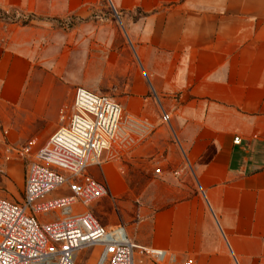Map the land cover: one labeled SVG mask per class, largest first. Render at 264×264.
Masks as SVG:
<instances>
[{
  "label": "crops",
  "instance_id": "1",
  "mask_svg": "<svg viewBox=\"0 0 264 264\" xmlns=\"http://www.w3.org/2000/svg\"><path fill=\"white\" fill-rule=\"evenodd\" d=\"M100 1L0 0L1 10L37 15L0 16V112L31 105L45 113L47 76L73 85L109 74L114 98L153 127L117 158L127 177L147 179L131 188L138 202L103 195L91 204L113 210L107 219L94 215L122 223L137 243L174 252L170 264L188 256L264 264V0H109L127 34L110 59L103 15L92 21L96 40L84 36ZM59 18L80 20L58 26Z\"/></svg>",
  "mask_w": 264,
  "mask_h": 264
},
{
  "label": "built area",
  "instance_id": "2",
  "mask_svg": "<svg viewBox=\"0 0 264 264\" xmlns=\"http://www.w3.org/2000/svg\"><path fill=\"white\" fill-rule=\"evenodd\" d=\"M58 115L59 124L42 144L31 138L18 150L29 156L21 200L0 195V264H135L145 257L157 264L176 261L174 252L131 240L122 223L105 225L86 207L107 192L105 176L96 177L91 168L102 169L125 154L153 124L127 113L110 94L84 85L75 86ZM168 120L162 110L159 123ZM6 134L2 128L0 143L8 151L13 148ZM88 247L94 253L83 258L79 251ZM183 264L196 261L188 256Z\"/></svg>",
  "mask_w": 264,
  "mask_h": 264
},
{
  "label": "rangeland",
  "instance_id": "3",
  "mask_svg": "<svg viewBox=\"0 0 264 264\" xmlns=\"http://www.w3.org/2000/svg\"><path fill=\"white\" fill-rule=\"evenodd\" d=\"M97 14H100V16L103 15L102 18L106 21L104 28L101 30V34L105 36L106 58L110 59L114 56L117 40L119 41V38L122 37V39L126 41L127 34L119 17L115 13L112 3L109 0H101L99 7H95V11H91L90 15L85 18L91 22V24H89L90 29L86 30L84 33L85 37L90 35V38L96 40V37H94L95 32H93L92 28V21L98 17ZM137 14L138 13L135 11L132 14H128L127 17L136 16ZM0 16L5 17L8 21L19 20V22H27L29 18L37 17L33 12L21 13L16 6L10 7L8 11L0 9ZM77 20L80 19L68 18L66 20L59 18L54 20V22L58 26H65L66 24H71ZM80 36L81 35L79 34L78 37ZM79 52L80 51H77L76 54ZM90 52H94V50H91ZM81 71L82 69L80 66L73 67L75 77L80 76ZM46 78L48 79L45 82L47 91H49V93L51 92L52 100L49 102L45 113L43 112L42 114L41 112H36L37 110L31 105L26 107L11 105L5 107L4 110L0 112V131L2 128L7 129L6 140L13 148L7 151L6 146L0 143V195L5 196L10 200L20 201L23 195V175L29 156L25 153H20L18 151L20 150L19 148H22L25 142L31 138L36 139L37 145H40L45 141L54 127L59 124V108L70 102L75 86L85 85L97 92L107 93L113 97L118 94L114 89L109 74H107L106 78H102L97 82H75L73 85H62L55 81L53 82L48 76ZM33 79L31 90L36 89L38 84L37 77H33ZM8 154L9 156L7 157ZM119 163L118 159H113L104 163L105 175L101 168L92 167L91 169L96 173L98 178L102 179V177L105 176L103 179L105 178L107 192L103 195H109L111 198L122 197L129 202H138L140 196L132 193L133 190H131V188L135 187L134 189H136V187H139L140 185H145L147 179L142 176L136 178L127 177L125 172L121 171ZM122 169L124 170L123 166ZM123 187L125 190L121 189ZM119 191L121 193L117 194ZM86 207L96 216L100 215L105 219H107L106 215L113 210V206L103 205V203L102 205H93L90 203ZM93 253V247L84 248L79 251V255L83 258H87ZM95 254L92 256L91 260L94 259Z\"/></svg>",
  "mask_w": 264,
  "mask_h": 264
}]
</instances>
